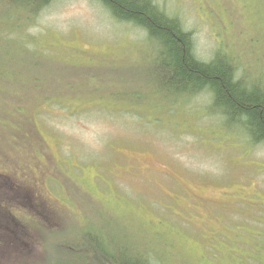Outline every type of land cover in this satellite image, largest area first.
<instances>
[{"label":"rangeland","instance_id":"374dc122","mask_svg":"<svg viewBox=\"0 0 264 264\" xmlns=\"http://www.w3.org/2000/svg\"><path fill=\"white\" fill-rule=\"evenodd\" d=\"M152 1L264 83V0ZM0 21V264H45L67 224L160 264H264V141L161 84L162 47L97 0Z\"/></svg>","mask_w":264,"mask_h":264},{"label":"trees","instance_id":"16d2710c","mask_svg":"<svg viewBox=\"0 0 264 264\" xmlns=\"http://www.w3.org/2000/svg\"><path fill=\"white\" fill-rule=\"evenodd\" d=\"M51 1L0 0V16L11 27H29ZM97 1L114 19L131 23L144 31L151 43L163 48L156 72L161 84L189 100L201 92L207 94L210 96L207 108L213 115L220 116L225 124L238 125L250 143L264 141V83L238 75L232 55L217 49L210 59H199L191 32L152 0ZM12 223L22 224L15 218ZM134 236L121 235L123 244L113 249V241L108 242L110 246L105 243L106 235L101 230L67 224L59 232L50 230L45 234V264H160L140 248L141 243Z\"/></svg>","mask_w":264,"mask_h":264}]
</instances>
